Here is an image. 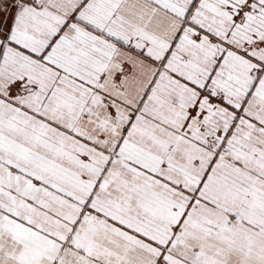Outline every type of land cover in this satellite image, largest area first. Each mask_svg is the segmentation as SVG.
<instances>
[{
  "label": "snow or ice",
  "instance_id": "6c2138e0",
  "mask_svg": "<svg viewBox=\"0 0 264 264\" xmlns=\"http://www.w3.org/2000/svg\"><path fill=\"white\" fill-rule=\"evenodd\" d=\"M0 264H264V0H0Z\"/></svg>",
  "mask_w": 264,
  "mask_h": 264
}]
</instances>
